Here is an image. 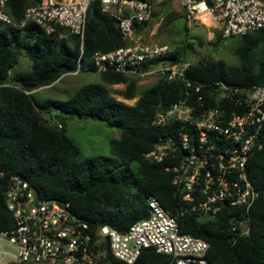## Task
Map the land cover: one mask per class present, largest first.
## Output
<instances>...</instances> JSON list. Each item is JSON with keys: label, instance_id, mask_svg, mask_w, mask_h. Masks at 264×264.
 Instances as JSON below:
<instances>
[{"label": "trees", "instance_id": "obj_1", "mask_svg": "<svg viewBox=\"0 0 264 264\" xmlns=\"http://www.w3.org/2000/svg\"><path fill=\"white\" fill-rule=\"evenodd\" d=\"M40 0H8L6 12L14 24L0 20V230H12L14 219L6 206L8 178L19 175L43 198L71 204L72 212L93 229L102 225L125 232L138 220L148 217L147 198L154 196L171 214L184 202L176 194L172 173L164 163L145 156L164 131L153 124L157 110L178 101L184 92H211L217 81L252 88L264 85V28L244 36L235 48L237 63L215 60L190 64L184 80L167 82L160 77L139 95L134 105L113 97L104 84H86L66 101L40 102L31 91L48 86L78 66L91 69L96 51H111L126 45L116 21L104 14L100 0L88 7L82 41L66 28L47 34L34 23L21 25L28 7ZM147 23V22H146ZM145 23V24H146ZM144 24V25H145ZM221 37V36H219ZM24 49L31 51V69L12 77ZM180 48L167 60H177ZM162 59H157L158 62ZM96 72V71H95ZM104 83H125L124 99L137 95V85L129 75L113 71L100 73ZM190 82L191 86L186 84ZM202 85L199 91L195 85ZM65 117L105 122L121 130L111 139L113 158L96 156L81 159V151L68 136L65 124H51L44 112ZM264 148L248 162L249 177L260 197L250 207L251 232L233 240L229 219L241 208H226L215 218H199L195 213L179 216L181 233L209 242L211 264H264ZM108 264H127L113 258L102 243ZM171 257L154 249H144L133 264H168Z\"/></svg>", "mask_w": 264, "mask_h": 264}, {"label": "built area", "instance_id": "obj_2", "mask_svg": "<svg viewBox=\"0 0 264 264\" xmlns=\"http://www.w3.org/2000/svg\"><path fill=\"white\" fill-rule=\"evenodd\" d=\"M91 1L40 0L26 9L21 25L34 23L47 34L66 28L81 39L82 51ZM169 1L100 0L102 12L116 21L126 45L94 52L95 71L137 77L156 74L167 82L184 80L189 62L167 60L174 52L170 44H145L137 35L155 8ZM175 1L189 26H204L223 39L264 28V0ZM7 4L8 0H0V20L14 24ZM201 86L195 85V90ZM153 124L164 131L145 156L165 162L176 194L185 204L181 211L171 214L149 196L148 217L127 231L109 225L93 229L72 212L69 202L38 199L27 180L11 175L6 206L15 226L0 230V264H95L105 238L113 258L127 264L135 263L147 248L169 255L168 264H211L209 242L181 233L179 216L195 213L213 219L226 208L243 209V214L236 212L229 219L233 240L249 236V210L260 192L250 180L248 162L264 148V85L244 88L217 81L211 92L186 91L178 101L157 110Z\"/></svg>", "mask_w": 264, "mask_h": 264}, {"label": "rangeland", "instance_id": "obj_3", "mask_svg": "<svg viewBox=\"0 0 264 264\" xmlns=\"http://www.w3.org/2000/svg\"><path fill=\"white\" fill-rule=\"evenodd\" d=\"M143 27L145 28L143 32L138 33V35H141L140 38L143 43H167L173 48H180V58L176 61H185L190 64H204L215 60L235 64L238 61L235 48L241 38L229 37L223 39L219 37L216 31L210 34V30L204 26H189L183 19L182 8L178 1L172 0L159 4L154 10L153 17ZM30 54L31 51L28 49L21 52L18 65L14 67L15 73H25L31 69ZM78 72L79 74L68 75L61 81L55 82L54 87L33 90L36 99L40 102H45L48 99L66 101L83 85H105L97 72L87 71L85 68H81ZM129 77L137 85L136 100L145 89L158 81V76L155 74L146 77ZM125 86V84L124 86L108 85V90L113 97L126 102L119 94V91L125 89ZM136 100L131 99L126 103L134 105ZM55 113V110L51 113L50 123L59 124L60 120L64 122L66 133L81 151V159L96 157L93 155H96L105 147H110V139L121 135L120 129L110 127L100 120L69 118L61 113H57V116H55ZM105 156L113 158L111 153ZM6 247L9 250L13 249L10 246ZM105 254V252H101L95 264H108L104 259Z\"/></svg>", "mask_w": 264, "mask_h": 264}, {"label": "crops", "instance_id": "obj_4", "mask_svg": "<svg viewBox=\"0 0 264 264\" xmlns=\"http://www.w3.org/2000/svg\"><path fill=\"white\" fill-rule=\"evenodd\" d=\"M145 28L143 27V25L138 29V31H137V35H138V33H142L143 32V30H144ZM139 37H141V35H138ZM30 60V59H29ZM19 62V61H18ZM18 65V64H17ZM15 67V66H14ZM87 71H92L91 69H86ZM27 72V71H26ZM92 72H95V71H92ZM98 73V72H97ZM19 74H22V73H15L14 72V68H12V70H11V72H10V75L12 76V77H14V76H17V75H19ZM73 74H79V72L78 73H76V72H70V73H66V74H64L62 77H60L57 81H61L64 77H66V76H68V75H73ZM100 74V73H99ZM156 75V74H155ZM158 76V75H157ZM100 77H101V75H100ZM160 77L158 76V79H159ZM102 80V79H101ZM57 81H55V82H57ZM55 82L53 83V84H51V85H48V86H43V87H40V88H37V89H34V91H36V90H39V89H41V88H50V87H54V84H55ZM124 84L125 83H116V84H108V83H105V85H106V87L108 88V85H122V86H124ZM126 85V84H125ZM126 87V86H125ZM124 90V89H123ZM33 90L31 91L32 93H35ZM121 91V90H120ZM120 91H119V94H120ZM122 96V95H121ZM122 98H123V96H122ZM117 99V98H116ZM124 99V98H123ZM119 100V99H118ZM128 100H131V99H125V101L126 102H128ZM134 100H136L135 98H133V101ZM121 101V100H120ZM124 102V101H123ZM125 102V103H126ZM128 104V103H127ZM55 110V109H54ZM53 110V111H54ZM52 111V112H53ZM56 111V110H55ZM51 112V113H52ZM55 116H57V111H56V113H55ZM52 118H53V116H52ZM121 137V135L119 136V137H113V139L114 138H120ZM111 140V139H110ZM111 153V144H110V147L109 148H107V147H105L104 149H102V151H99L98 153H96V155H93V156H105V155H107V154H110Z\"/></svg>", "mask_w": 264, "mask_h": 264}, {"label": "water", "instance_id": "obj_5", "mask_svg": "<svg viewBox=\"0 0 264 264\" xmlns=\"http://www.w3.org/2000/svg\"><path fill=\"white\" fill-rule=\"evenodd\" d=\"M53 109H54V108H53ZM43 115H44V117H45L46 119H48V120L51 118V112H44ZM33 191H34L36 197H37L38 199H40V193H39V191L37 190V188L33 187ZM107 244H108V239L105 238V245L107 246Z\"/></svg>", "mask_w": 264, "mask_h": 264}]
</instances>
